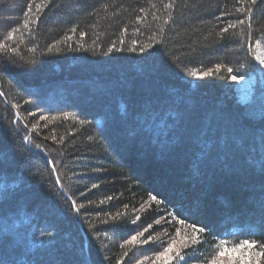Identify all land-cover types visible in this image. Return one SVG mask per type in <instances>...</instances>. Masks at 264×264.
Wrapping results in <instances>:
<instances>
[{"label": "trees", "instance_id": "obj_1", "mask_svg": "<svg viewBox=\"0 0 264 264\" xmlns=\"http://www.w3.org/2000/svg\"><path fill=\"white\" fill-rule=\"evenodd\" d=\"M167 2L56 0L58 6H50L38 26L30 25L35 29L31 34L23 27L22 9L28 0H4L0 6V17L13 18L0 19V44L18 50L15 56L0 50V91L5 93L0 97V148L7 154L0 177H6L8 186L18 193L16 199L0 204V237L4 232L14 236L0 243V264H102L104 256L119 258L125 251L130 256L123 264H136L145 256L151 264L154 252L137 249L133 253L130 245L119 247L129 238L123 235L126 228L102 231L97 240L87 225L105 227L99 222L119 212L128 221L139 216L137 231L142 230L162 211L151 201L152 189L170 198L198 197L204 218L214 225L227 222L223 235L213 230L203 247L193 249L191 254L198 259L188 264H207L222 243L237 245L255 239L260 244L264 240L248 228L250 221L264 217V177L248 167L249 153L258 161L264 159V112L254 114V126L246 124L241 117L245 103L240 101L235 82L223 79L224 71L200 81L180 71L238 66L235 61L243 58V52L231 41L221 42L216 20L218 8L233 11L235 0H176L175 10L167 8ZM170 17L174 22L165 24ZM255 20L257 29L264 26L259 10ZM9 24L19 29L10 41L2 38ZM74 25L75 35L69 31ZM70 35L74 47L79 43L106 52L112 43L119 48L124 41L125 50L110 55L68 50L48 53L49 45L65 48L64 40ZM161 38L164 44L146 61L128 50L134 41L147 45ZM143 63L155 64V68L137 74L135 69ZM252 79L256 80L250 82L252 92L264 98V80L253 74L243 82ZM12 104L20 105L19 109H12ZM13 114L19 115L20 123L9 131ZM33 125L38 132H32ZM23 135L44 148L51 164L36 149L22 151L28 147L20 139ZM193 166L208 176L203 184L189 179L187 168ZM94 168L102 170L91 172ZM226 169L243 174H227ZM57 177L59 185L55 184ZM94 183L99 187L93 189ZM65 195L75 200L76 207L89 201L91 207L75 218V212L67 210ZM108 197L113 199L108 201ZM29 217L34 225L52 223L58 230L55 239L39 250L29 242L35 228L24 229ZM164 228L173 236L174 228L182 234L190 231L187 223L178 221ZM161 233L154 225L152 234ZM105 245L110 251L104 250ZM18 246L23 254H18Z\"/></svg>", "mask_w": 264, "mask_h": 264}, {"label": "snow or ice", "instance_id": "obj_2", "mask_svg": "<svg viewBox=\"0 0 264 264\" xmlns=\"http://www.w3.org/2000/svg\"><path fill=\"white\" fill-rule=\"evenodd\" d=\"M33 3L35 0H28V3L22 9V15L25 18L23 20V27L29 30V34L35 31V29L30 28L31 24L39 25L40 20L45 14L46 10L50 8V6H58L56 4V0H40V2L35 3V11H33ZM4 0H0V6H3ZM235 8L233 11H226L223 9H219V16H216V20L218 21L219 27V35L221 42L231 41L234 45H236L237 49L243 52V58L237 59L235 63L238 65L236 67H230L225 65L222 69L220 65H216L214 69H208L207 71L197 72L195 69L186 70L180 69V71L185 72L188 77L196 78L197 81L203 80L204 78L216 77L219 76L221 71L226 72L227 75L223 77L225 80H230L232 82H241L250 78L251 75H256L257 77L264 78V26L257 29L255 27L257 21L255 20V15L259 10L262 15H264V0H235ZM166 7L169 9L175 10L177 7L176 0H168ZM140 13H144V9H139ZM0 19H9L12 20L11 17H0ZM141 19L140 16H137V20ZM174 17H170L169 20L165 21V24H169L174 22ZM9 30L6 36L2 38L5 40L14 39V33L18 31V28H14L12 24L8 26ZM73 35L77 33V26L71 27L69 30ZM126 31V29H125ZM259 32V37L257 33ZM161 34H163V30H161ZM80 37H84L86 34L81 31L79 32ZM72 40V36H66L64 40L65 48L55 47L49 45L47 48L48 53H52L55 51L56 53H60L64 50L68 51H91L94 55H110L113 52H122L124 51V41H120L121 47L117 48L116 43H112L108 46L107 51L101 50L100 52L96 51V47L92 48H84L83 45L76 43L74 47L69 41ZM56 43H59L57 41ZM164 40L161 39H153L152 43L147 45H140L136 41L133 42V47L128 49L131 52H138L140 55L136 57L139 60L146 61L148 57L154 55L157 51L158 45H163ZM0 50L11 53L13 56L17 54V48L11 47L8 43L0 44ZM36 49L33 48L32 51ZM191 62V61H189ZM179 67V65H176ZM155 64H147L143 63L135 69L137 74L143 75L145 72L154 69ZM25 71H34L32 69H24ZM250 99L247 104L241 105L243 109V115L241 117L244 119L246 124L249 126H254L257 121L254 118V110L257 103L254 92L249 90L247 93ZM5 93L0 91V97H3ZM33 95V94H30ZM36 99L39 100V96H36ZM32 100L26 101V103H32ZM20 105L12 104V109H19ZM15 118L8 120L9 131L12 130L17 124L20 123V118L18 114H13ZM41 119H45L41 117ZM56 119V117H53ZM3 122L0 121V124ZM83 123V121H81ZM47 127V125H45ZM25 130L27 131V126L25 125ZM32 132H38L39 129L36 125L32 126ZM103 131V130H102ZM102 134V133H101ZM3 139V131L0 129V140ZM21 141L24 144H27V148H22V145H17V148H22V151L31 152L33 149L44 153V148L40 144H35L32 142V138L29 135H23L20 137ZM53 140L56 139L55 136L52 137ZM177 145V150H178ZM7 154L4 152L2 148H0V171H2L3 166L6 161ZM161 158L166 159L163 155H159ZM43 158L46 164H51L48 156L44 153ZM248 167L251 171H255L259 176L264 177V159L257 160L251 153L248 156ZM188 175L189 179L194 183L203 184L207 175L202 171V169L198 166L189 167ZM52 170H55V165H52ZM102 169L94 168L90 169L91 172L98 173ZM224 173L227 174H243L239 170L235 169H226ZM86 173H77V175H85ZM21 183L23 181H20ZM0 184L3 187H0V196L3 197V200H0V204L7 202L9 198L16 199L18 193L14 187H9V181L6 177H0ZM55 184H60V179L57 177L55 179ZM93 189L98 188L99 185L92 184ZM154 194L151 195V201L155 202L157 206L162 208L161 212H156V219L153 223H149L147 227H144L142 230L137 231V229L141 228L140 217L137 216L136 220L128 221L127 217L117 212L114 216L110 217V219L102 220L99 223L104 225L105 227H99L97 224L89 223L87 228L96 234L97 240H99L100 232H114V230H119L122 227L126 228V231L123 235L128 236L129 238L124 239V243L119 247L124 248L125 245L132 246V252L134 253L137 249L140 251H152L155 253V259L151 260V264H188L189 260L195 261L198 259L197 256L192 255L193 249H199L205 245L207 242V236L213 231L217 230L220 235H223L227 230V222L214 225L210 220L203 217L204 208L202 207L201 201L199 198H170L165 195L162 191L158 189H152ZM61 193L63 194L62 186ZM83 195V193H81ZM256 191L253 192V198L256 199ZM160 197V199H158ZM113 197H108V201H111ZM65 201L67 203L68 212H75V218H80L81 211H88L91 207V202L89 201L87 204H81L79 207H76L75 200H70L65 195ZM103 203V202H102ZM127 207V205H125ZM169 207L171 211H169ZM99 215V213H98ZM178 221L180 225L188 224L190 231L186 234H182L179 228H174L175 236L171 233H168L164 228L165 225L172 226ZM81 223H84V220L81 219ZM154 225L159 226L162 229L161 235L154 236L152 232L154 231ZM35 228L34 235L32 236L30 243L34 244L36 249L39 250L44 245L50 243L53 239H55L56 234L58 233L57 227L55 224L46 223L44 227H41L38 224L34 225L32 218H28L27 225L24 229L29 230ZM249 232L255 234L257 231L259 232L261 237H264V217L257 222L255 220L249 222ZM135 233L131 234L130 233ZM163 235H167L168 239L164 240L161 237ZM179 237V238H177ZM14 239V236L9 234L8 232H4L2 237H0V243L11 241ZM245 247H260L264 249V240L260 244H257L255 239L252 240H244L239 248L243 249ZM162 249V250H160ZM105 251H110L107 245L104 246ZM235 251V249H233ZM84 249L81 248V253H83ZM18 254H23V249L19 246L17 247ZM226 252L222 251L219 253V256H225ZM251 253L247 264H253L251 259ZM130 256L129 251L123 252V254L117 258L114 254L106 255L103 257V262L106 264H123L126 258ZM257 257L255 264H261V258H264V250H261L255 253ZM149 257L145 256L143 260L137 259L136 264H147L149 261ZM81 264H84L81 261ZM208 264H224V260L216 259L211 260ZM229 264H236L235 261H229ZM240 264H244L243 260H241Z\"/></svg>", "mask_w": 264, "mask_h": 264}, {"label": "rangeland", "instance_id": "obj_3", "mask_svg": "<svg viewBox=\"0 0 264 264\" xmlns=\"http://www.w3.org/2000/svg\"><path fill=\"white\" fill-rule=\"evenodd\" d=\"M261 80H264V78H261ZM255 81H256L255 79H252L248 82H243V81L239 83L235 82L236 91L238 93V96L241 102L245 104L248 103V100L250 99V97L248 96L247 93L249 92V90L252 91L250 87L251 85L250 82L255 83ZM258 81L256 83H258ZM255 98L257 100V103L255 106L254 114L263 113L264 112V98L259 99L257 98L256 95H255ZM239 245L240 244L235 245L231 243L220 244L212 260L221 259V260H224V264H229V261H235L236 264H240L241 260H243L244 264H247V261L251 253L252 254L251 259L253 261V264H255V261L257 259V257L255 256V253L258 252L257 249L255 247H252V248L245 247L241 249L239 248ZM233 249H235V251ZM222 251L226 252L225 256H219V253Z\"/></svg>", "mask_w": 264, "mask_h": 264}]
</instances>
